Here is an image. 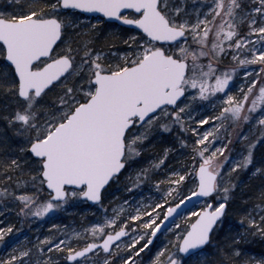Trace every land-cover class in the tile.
<instances>
[{"label":"snow or ice","instance_id":"6c2138e0","mask_svg":"<svg viewBox=\"0 0 264 264\" xmlns=\"http://www.w3.org/2000/svg\"><path fill=\"white\" fill-rule=\"evenodd\" d=\"M0 99V264H264V0H0Z\"/></svg>","mask_w":264,"mask_h":264},{"label":"rangeland","instance_id":"374dc122","mask_svg":"<svg viewBox=\"0 0 264 264\" xmlns=\"http://www.w3.org/2000/svg\"><path fill=\"white\" fill-rule=\"evenodd\" d=\"M0 103H4V101H3L2 99H0ZM261 151H264V148H258V149H257V156L260 155ZM242 179H244L245 181H247V174H244V175L242 176ZM115 194H117V195H122L123 193L120 192V193H115ZM86 208H87V205H85V204H81V205L76 206L75 211H73L72 209H70L69 212H70L72 215H78V218H79L78 223H80V222H82V221H81V216H80L79 213L85 211ZM13 214H14V213H13ZM13 214L9 217V219H15L16 215L13 216ZM71 214H68V215H71ZM60 215H61V214H60ZM16 218H17V217H16ZM59 218H60V216L58 217L57 220H55V221H53V222H56V223H63V222H60V219H59ZM89 218H90V217H89ZM18 227H20V224L18 225ZM32 227H33V228H35V227H40V229H41L42 232H47V230H48V224H47V222H45L43 225H41V224H39V223H34V224L32 225ZM28 228H29V227H28ZM28 230H29V231H28ZM28 230H26V229L23 227V233H24L25 235H29V234H30L31 230H30V229H28ZM32 234H34V233H32ZM2 251H3V249H0V252H2Z\"/></svg>","mask_w":264,"mask_h":264},{"label":"trees","instance_id":"16d2710c","mask_svg":"<svg viewBox=\"0 0 264 264\" xmlns=\"http://www.w3.org/2000/svg\"><path fill=\"white\" fill-rule=\"evenodd\" d=\"M262 152V151H261ZM242 194H244V195H250V193H248L246 190L244 191V193H240V192H238L237 193V196L239 197V196H241ZM13 216H15V213L13 214ZM60 222H63V223H70L71 221H73V220H75L77 223H78V221H79V218H78V215H68V214H61L60 215ZM11 220V222H13V223H16L17 224V226L19 225V221H18V219L15 217V219H10ZM227 225H225V227H226ZM24 228L26 229V230H28L29 228H28V226L27 225H25L24 226ZM29 231V230H28ZM251 249H253L254 250V252H255V254H257V255H259V254H261L262 252H264V248H262L261 247V245H260V243L258 242V238H257V240L256 241H253L250 245H248Z\"/></svg>","mask_w":264,"mask_h":264}]
</instances>
